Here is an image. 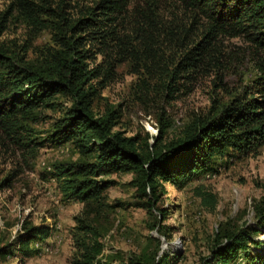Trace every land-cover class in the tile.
Masks as SVG:
<instances>
[{
  "label": "rangeland",
  "instance_id": "obj_1",
  "mask_svg": "<svg viewBox=\"0 0 264 264\" xmlns=\"http://www.w3.org/2000/svg\"><path fill=\"white\" fill-rule=\"evenodd\" d=\"M63 1L68 14L77 16L79 10L97 0ZM14 4V0H0V41L26 48L28 57L35 58L40 47L52 45V34L44 29L33 35ZM148 21L151 25L147 32L155 36L153 41L140 37L141 28ZM191 21L190 13L178 2L130 0L127 13L116 27L121 41H109L107 54L100 51L99 45H85L91 48L89 67L106 58L116 62L112 79L102 87L96 78L88 83L97 89L93 112L103 115L112 109L116 116L114 129L140 137L146 133L150 137L156 135L158 118L162 116L170 126L164 138L168 142L180 136L194 119L206 115L213 105L226 103L237 94L257 95L264 82L262 51L246 36L210 40L205 57L188 72L179 69L174 89L166 95L161 82L178 67L188 49L185 44L201 35V24L196 22L188 37L183 38L181 25L189 26ZM57 102L27 123L29 142L19 147L7 142L0 147V247L9 243L17 247L26 224L44 223L49 227L41 242L30 243L38 253L26 258L18 252L14 256L1 255L0 264H69L77 252L73 232L79 226L78 219L86 217L108 228L101 238L102 264H126L132 255L145 251L157 252V257L164 252L177 253L180 258L171 257L173 264H199L209 254L213 236L220 228L253 223L255 206L264 198V145L246 154L228 151L218 159L216 172L201 174L182 188L166 184L161 198L165 219L154 213L155 219L133 205L136 197L130 173L104 177L115 181L104 191L108 208L100 216L88 215L84 204L67 198L53 177L57 166L82 159L70 142L55 144L47 139L64 109L70 106L71 97L60 94ZM149 141L152 143L153 139ZM195 186L216 196L213 208L201 204L194 193ZM158 227H165L166 235L158 232ZM255 239L262 241L263 248L264 235Z\"/></svg>",
  "mask_w": 264,
  "mask_h": 264
},
{
  "label": "trees",
  "instance_id": "obj_2",
  "mask_svg": "<svg viewBox=\"0 0 264 264\" xmlns=\"http://www.w3.org/2000/svg\"><path fill=\"white\" fill-rule=\"evenodd\" d=\"M172 1L187 10L193 20L189 26L181 25L183 38L188 37L196 22L202 30L198 39L185 44L188 49L178 67L161 82L166 95L173 91L179 69L188 72L189 67L196 66L208 53V42L220 36H246L261 49L264 66V0ZM14 2L33 35L44 29L50 31L52 45L40 47L37 56L29 58L26 48L0 41V147L7 142L18 147L29 142L27 123L34 121L37 113L58 105V95L70 96V106L64 109L47 139L55 144L70 142L81 155V160L57 166L53 177L67 198L84 204L88 215L100 216L108 208L104 191L115 181L104 177L130 173L136 197L133 205L145 209L155 219L154 213L165 219L161 198L166 193V184L182 188L201 174L216 172L218 159L228 151L246 154L264 145V82L257 95L237 94L226 103L213 105L206 115L194 119L180 136L168 142L164 138L170 126L162 116L158 118V133L151 137L147 133L140 137L115 130L116 116L112 109L103 115L93 112L97 89L88 83L96 78L102 87L112 79L116 62L106 58L89 67V46L99 45L100 51L107 54L109 41H121L116 36V27L120 17L127 13L130 0H97L79 10L77 16L68 14L63 0ZM150 25L148 21L141 28L140 37L146 41L155 37L147 32ZM193 190L202 205L215 206L213 193L202 186ZM254 218L253 223L246 222L239 228H220L213 236L209 254L199 264H240L241 260V264L243 260L244 264H264L262 241L255 239L264 235V198L255 206ZM78 222L73 232L77 252L69 264H102L101 238L108 228L92 223L87 217ZM157 225L158 220L154 227ZM164 228L158 227L157 231L166 235ZM48 232L44 223L26 224L18 236L17 247L14 243L0 247V256H14L18 252L21 258L30 257L38 253L30 243L41 242ZM157 256V252L145 251L132 255L126 264H173L174 259L180 258L177 253L166 252Z\"/></svg>",
  "mask_w": 264,
  "mask_h": 264
}]
</instances>
